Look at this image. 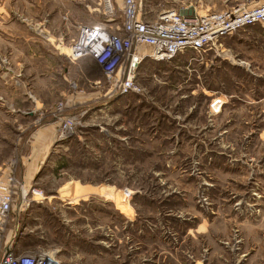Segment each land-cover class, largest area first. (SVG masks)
<instances>
[{"label": "rangeland", "instance_id": "obj_1", "mask_svg": "<svg viewBox=\"0 0 264 264\" xmlns=\"http://www.w3.org/2000/svg\"><path fill=\"white\" fill-rule=\"evenodd\" d=\"M260 1L146 0L145 11ZM70 7L29 0V62L0 61V182L29 170L8 245L61 264H264V24L145 59L138 90L109 97L99 69L85 76L92 64L67 56L80 25L66 24Z\"/></svg>", "mask_w": 264, "mask_h": 264}, {"label": "built area", "instance_id": "obj_2", "mask_svg": "<svg viewBox=\"0 0 264 264\" xmlns=\"http://www.w3.org/2000/svg\"><path fill=\"white\" fill-rule=\"evenodd\" d=\"M121 2L116 6L114 0H102L101 10L108 21L80 24L78 37L67 52L71 60H93L102 73L105 95L109 97L138 90V69L145 59L167 62L190 48L206 51L220 38L264 24V0L253 6L233 3L219 11L193 15L185 14L188 7L167 8L154 18L145 11L146 0ZM117 10L122 13L118 23L114 18ZM216 104L215 101L213 106ZM62 105L58 103V109ZM71 118L68 121L72 123ZM33 192L34 197L45 199L42 191L35 188ZM15 199L20 200L21 206H29V189L24 180L9 176L0 182V264H61L51 251L15 252L8 245L6 230L8 226L16 228L18 221Z\"/></svg>", "mask_w": 264, "mask_h": 264}, {"label": "crops", "instance_id": "obj_3", "mask_svg": "<svg viewBox=\"0 0 264 264\" xmlns=\"http://www.w3.org/2000/svg\"><path fill=\"white\" fill-rule=\"evenodd\" d=\"M70 3V8L73 10L69 13L72 16L66 17V24L72 25L76 27V24H88V23H96L100 21L107 22V18L103 16L101 2L102 0H67ZM16 3L21 5L17 6L11 3L9 0H0V42L3 46H7L4 50L2 49V53L0 52V61L4 62L5 57H9L11 62L18 63V65L22 66L23 63L29 62V0H16ZM21 14L26 19H21L20 21L17 19V15ZM76 14V15H74ZM45 19L41 23V29H45ZM77 28V27H76ZM79 28L77 29V34L72 38L69 45L73 43V41L78 37ZM2 58H4L2 60ZM70 59V58H69ZM71 60V59H70ZM73 63H90L92 64L91 68L87 67H79V72L85 74L87 76V72L90 73L93 70H98L96 64L90 58H83L79 60H71ZM1 65V64H0ZM90 66V65H89ZM96 67V69H95ZM69 71V69H68ZM92 71V72H93ZM99 71V70H98ZM95 86H98L97 83L100 78L94 77L92 79ZM15 125H18V121L15 120ZM2 167L0 166V169ZM19 177L25 182H29V170H25L24 168L20 169ZM17 220L18 218V211Z\"/></svg>", "mask_w": 264, "mask_h": 264}, {"label": "bare ground", "instance_id": "obj_4", "mask_svg": "<svg viewBox=\"0 0 264 264\" xmlns=\"http://www.w3.org/2000/svg\"><path fill=\"white\" fill-rule=\"evenodd\" d=\"M112 197V196H111ZM114 197V196H113Z\"/></svg>", "mask_w": 264, "mask_h": 264}]
</instances>
